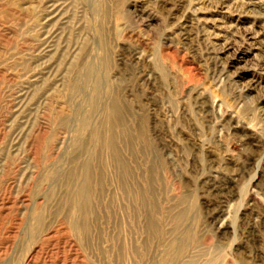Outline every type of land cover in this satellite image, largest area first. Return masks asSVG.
<instances>
[{
    "label": "rangeland",
    "instance_id": "obj_1",
    "mask_svg": "<svg viewBox=\"0 0 264 264\" xmlns=\"http://www.w3.org/2000/svg\"><path fill=\"white\" fill-rule=\"evenodd\" d=\"M0 264H264V0H0Z\"/></svg>",
    "mask_w": 264,
    "mask_h": 264
},
{
    "label": "bare ground",
    "instance_id": "obj_2",
    "mask_svg": "<svg viewBox=\"0 0 264 264\" xmlns=\"http://www.w3.org/2000/svg\"><path fill=\"white\" fill-rule=\"evenodd\" d=\"M110 144H112L113 142H109ZM91 179H90V175L87 176L85 183L82 184L81 186V196H82V213H83V218H84V227L88 228V216L89 214L92 212L91 209V203L93 200V196H94V192H93V186L94 183H90ZM224 187V186H223ZM126 189V188H125ZM127 198V197H126ZM75 199V198H74ZM78 202V201H76ZM131 204V203H130ZM147 204V203H146ZM123 205V204H122ZM133 205V204H132ZM142 205V204H141ZM143 210V209H142ZM146 210V209H145ZM128 213V212H127ZM130 218V217H129ZM148 220V219H146ZM132 230V229H131ZM133 238V237H132ZM119 244V243H118ZM121 244V243H120ZM122 245V244H121ZM126 247V246H125ZM135 247V246H134ZM121 248V247H119ZM136 249V248H135ZM128 250V249H127ZM121 252H123L121 250ZM129 253V252H128ZM121 257V256H120ZM128 257V256H126Z\"/></svg>",
    "mask_w": 264,
    "mask_h": 264
}]
</instances>
